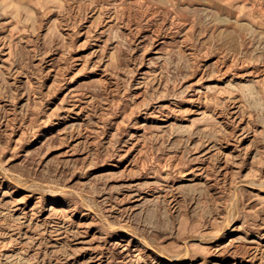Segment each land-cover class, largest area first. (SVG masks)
<instances>
[{"label": "rangeland", "instance_id": "374dc122", "mask_svg": "<svg viewBox=\"0 0 264 264\" xmlns=\"http://www.w3.org/2000/svg\"><path fill=\"white\" fill-rule=\"evenodd\" d=\"M0 264H264V0H0Z\"/></svg>", "mask_w": 264, "mask_h": 264}]
</instances>
